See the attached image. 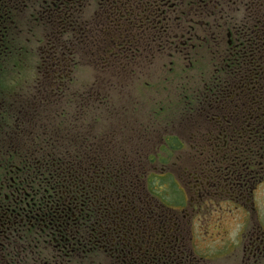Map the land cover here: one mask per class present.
I'll list each match as a JSON object with an SVG mask.
<instances>
[{
    "label": "trees",
    "instance_id": "16d2710c",
    "mask_svg": "<svg viewBox=\"0 0 264 264\" xmlns=\"http://www.w3.org/2000/svg\"><path fill=\"white\" fill-rule=\"evenodd\" d=\"M251 1L239 27L201 28L194 0H0V175L40 207L16 259L133 264L154 214L184 199L186 163L236 186L264 177V0ZM162 53L178 86L136 123L113 80ZM86 65L103 75L80 86ZM157 118L169 130L151 137Z\"/></svg>",
    "mask_w": 264,
    "mask_h": 264
},
{
    "label": "flooded vegetation",
    "instance_id": "af4514ba",
    "mask_svg": "<svg viewBox=\"0 0 264 264\" xmlns=\"http://www.w3.org/2000/svg\"><path fill=\"white\" fill-rule=\"evenodd\" d=\"M194 1L197 19L193 21L201 28L204 24L239 27V20L245 22L254 6L251 0ZM242 10L247 12L244 11L245 19L237 18ZM230 12L236 19L229 23L226 14L229 17ZM196 34L206 39L202 30ZM231 37L232 33H228V38ZM114 107L116 111L124 109L126 112L131 106L121 103ZM152 108L145 110L139 103L137 112L130 114L142 116L145 111L150 117ZM182 141L185 147L189 145L186 138ZM193 168L186 163V179L180 185L184 199L175 207L167 206L165 213L154 214L157 218L153 223L154 230L157 228L155 235L145 238L146 242L135 239L133 264H264V194L260 192L264 177L255 185L240 183L236 186L216 182ZM3 170L0 164V172ZM13 181L8 172L0 175V264H28L27 259L22 262L16 256L22 251L23 231L27 232V226L35 221L33 208L40 207L35 199H28L27 193L13 192ZM223 204L227 210L222 211Z\"/></svg>",
    "mask_w": 264,
    "mask_h": 264
},
{
    "label": "rangeland",
    "instance_id": "374dc122",
    "mask_svg": "<svg viewBox=\"0 0 264 264\" xmlns=\"http://www.w3.org/2000/svg\"><path fill=\"white\" fill-rule=\"evenodd\" d=\"M164 55V53L157 54L156 59L152 60L151 63L146 60L144 65L140 66L137 69V73L134 76L130 75L122 77V82L123 79L125 80L123 84H120V79L114 78L112 88L109 91L111 95L110 100H112V102L119 106H121V103L130 105L131 107H129L128 111H126V116L131 117V112H137L135 109L138 107L139 103L141 104V106L143 105V108L145 110L149 111L153 105L156 107V101L167 100L175 94L174 89L178 86L177 83L179 81L178 76L180 70H175L173 74L169 72V63L171 60L166 59ZM181 63L182 61L180 62V64ZM101 75H103V73L96 69L93 70L92 66H81L78 71L75 72L74 81L80 86L88 84L91 85V83L96 80L97 76L100 77ZM104 77H107L106 73H104ZM173 81L174 83L173 85H171V82ZM166 86L167 89H164ZM132 104L134 105L132 106ZM119 116L123 115L119 114ZM132 116L136 123H138L137 115ZM144 119H148L149 121V117H144ZM157 119L158 120L153 124L154 126L149 123V130L153 131L149 133L151 137L154 136L155 133L159 134L163 132L165 130V127L167 128L166 118ZM168 119L172 124L174 123L173 116ZM179 120L181 122L182 118H175V121ZM179 126L180 124H178L176 128L173 124V131H175V133H181L182 123L181 126ZM167 129L169 130V128ZM181 134L180 136H183ZM177 172H179V170H177ZM260 192L264 194V186L261 187ZM224 210H227V207H225V205L223 204L222 211Z\"/></svg>",
    "mask_w": 264,
    "mask_h": 264
}]
</instances>
